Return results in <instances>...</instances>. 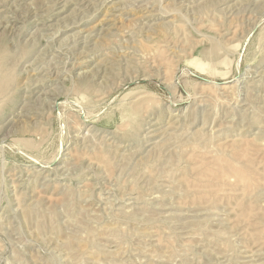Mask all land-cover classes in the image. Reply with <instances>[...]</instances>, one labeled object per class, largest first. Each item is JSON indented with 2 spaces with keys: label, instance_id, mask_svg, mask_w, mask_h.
I'll return each mask as SVG.
<instances>
[{
  "label": "rangeland",
  "instance_id": "rangeland-1",
  "mask_svg": "<svg viewBox=\"0 0 264 264\" xmlns=\"http://www.w3.org/2000/svg\"><path fill=\"white\" fill-rule=\"evenodd\" d=\"M0 264H264V0H0Z\"/></svg>",
  "mask_w": 264,
  "mask_h": 264
},
{
  "label": "bare ground",
  "instance_id": "bare-ground-1",
  "mask_svg": "<svg viewBox=\"0 0 264 264\" xmlns=\"http://www.w3.org/2000/svg\"><path fill=\"white\" fill-rule=\"evenodd\" d=\"M63 54V53H62Z\"/></svg>",
  "mask_w": 264,
  "mask_h": 264
}]
</instances>
